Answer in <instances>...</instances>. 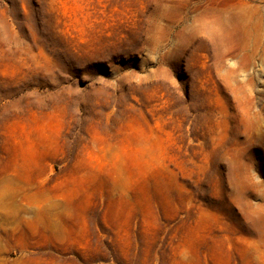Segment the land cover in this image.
Segmentation results:
<instances>
[{"label":"rangeland","instance_id":"1","mask_svg":"<svg viewBox=\"0 0 264 264\" xmlns=\"http://www.w3.org/2000/svg\"><path fill=\"white\" fill-rule=\"evenodd\" d=\"M0 264H264V0H0Z\"/></svg>","mask_w":264,"mask_h":264}]
</instances>
